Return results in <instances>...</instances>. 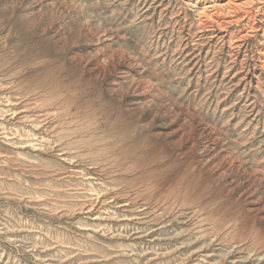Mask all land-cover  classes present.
I'll list each match as a JSON object with an SVG mask.
<instances>
[{
  "label": "rangeland",
  "instance_id": "1",
  "mask_svg": "<svg viewBox=\"0 0 264 264\" xmlns=\"http://www.w3.org/2000/svg\"><path fill=\"white\" fill-rule=\"evenodd\" d=\"M0 264H264V0H0Z\"/></svg>",
  "mask_w": 264,
  "mask_h": 264
},
{
  "label": "bare ground",
  "instance_id": "2",
  "mask_svg": "<svg viewBox=\"0 0 264 264\" xmlns=\"http://www.w3.org/2000/svg\"><path fill=\"white\" fill-rule=\"evenodd\" d=\"M210 5V4H209Z\"/></svg>",
  "mask_w": 264,
  "mask_h": 264
}]
</instances>
